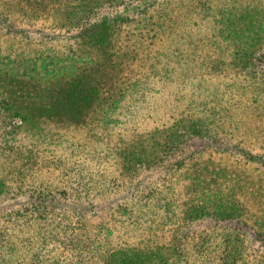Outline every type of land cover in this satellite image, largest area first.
Here are the masks:
<instances>
[{
	"label": "trees",
	"instance_id": "obj_1",
	"mask_svg": "<svg viewBox=\"0 0 264 264\" xmlns=\"http://www.w3.org/2000/svg\"><path fill=\"white\" fill-rule=\"evenodd\" d=\"M219 1L223 8L213 0H198L199 8L179 0H0V37L27 35L21 21L45 22L52 34L42 37H66L49 51L22 40L4 51L0 39V212L8 222L0 264H43L73 227L95 229L99 264H193L208 249L216 254L209 264H264V175L253 179L239 165L260 172L264 153L231 137L241 126L264 134V0ZM190 20L209 30L195 34ZM161 37L164 52L152 61L147 52ZM182 44L195 60L200 45L217 56L201 61L205 72L193 82L172 77ZM180 84L193 86L184 92ZM158 85L170 89L167 123L126 131ZM100 145L116 171L111 192L104 203H82L92 189L78 193L72 159L99 155ZM171 164L185 169L178 211L145 233L119 235L138 226L125 224L133 210L117 195L137 193L140 179ZM207 223L212 231L195 242Z\"/></svg>",
	"mask_w": 264,
	"mask_h": 264
},
{
	"label": "rangeland",
	"instance_id": "obj_2",
	"mask_svg": "<svg viewBox=\"0 0 264 264\" xmlns=\"http://www.w3.org/2000/svg\"><path fill=\"white\" fill-rule=\"evenodd\" d=\"M184 2L186 5L190 7H196L199 8V6L196 5V2L198 0L189 1V0H179ZM228 3V5H231V0H224V2ZM242 2H248V0H240ZM215 7L223 8V2L221 3L219 0H213L212 2ZM211 3V4H212ZM199 16H197L198 18ZM149 18V17H148ZM145 17H142L141 20L148 19ZM194 22L198 23V26L194 27ZM30 22L27 21H21L19 22V28L22 30H27V35L25 33L20 36H16V38L10 39V37L2 36L0 39L1 41V47L4 48V51L8 49V46L17 47V41H21V44H26L28 49L32 47H37L38 49H45L49 51V49H61L63 46L66 45V37L65 36H58L59 34H55V38L59 37L60 41L57 42L56 39H50L47 37V35H51L52 31L48 28V26L45 24V22H35L32 24H29ZM210 25L206 24V21L203 22V24H200L197 22V20H193L186 24L187 28H193L195 29V34H198L201 32V34H204L206 31L209 30ZM35 31H41L39 33H36ZM42 33H47L46 37H42ZM2 34V31L0 30V36ZM20 35V34H19ZM195 40V39H194ZM136 40H129V44H133ZM164 39L161 37L157 41V46L151 47L150 50L147 52V55L151 53L150 56H152L150 59L154 61L155 56L158 52L162 51L164 52V44L162 43ZM143 42H147V38L143 39ZM180 49L183 51L181 55V59L179 61L178 57H174V65L176 67L172 68L175 69L173 72L172 77L176 78L177 80H180L185 77L188 78L191 82H193L192 77L194 75H198L199 73H203L205 71L201 65V61L206 60V58L213 55V49L210 47H205L208 49L211 53L203 51V45L198 46L195 51L198 53L197 60L193 59L196 56L188 55L187 52L192 53L194 52L192 50H189L186 44H182L179 46ZM11 51V50H10ZM187 53V54H184ZM213 57H217L213 55ZM201 70V71H199ZM189 74H191L189 76ZM180 89L182 86L185 87L183 90H191L193 85H178ZM182 90V89H181ZM169 88H163L162 85H158L155 87V93L154 95L151 94V96L148 97V100L145 104H142L140 107L141 113L137 114L134 121L133 117L130 123V120H125L126 124L123 126L126 128V131L131 130V126H139L141 129H150V128H156L164 123H167V119L171 115V110H169V107L166 102L167 95L169 93ZM188 91V92H189ZM223 92V88H220V93ZM229 92L226 94L228 95ZM170 99V98H169ZM173 115V114H172ZM263 130L257 129V132L253 133L252 135H247V129L245 126H241L240 132H236L231 137H234L232 140V144H240L242 147L248 148L253 153H264V134L262 132ZM23 143H27V141H23ZM101 149L99 150V155L94 153L90 156L89 154L86 157L78 158L77 160L72 159L73 163V170L74 174H71L69 177H72V183H74V187L78 188L79 194L85 193V190L92 189L91 195L89 198L84 199L82 203H93L95 204L97 201L104 203L105 200H107L109 193L111 190H107L109 186H111L110 182L113 181V178L115 177L116 171L114 168L113 161L110 157H107L106 154H104L103 150H106V148H102V145H100ZM241 164L242 167H245L247 171H252V178L254 179L255 176L259 174L264 175V170L261 169L260 172H257L259 170H255V165L247 166L246 163L241 161L239 165ZM185 169L179 170L174 165L166 166L159 172H152L147 177L144 176L142 179H140V188L138 189L137 193L131 194V195H123L119 194L117 195L118 198L124 199V204L127 205L131 210H133V213L129 215L132 220L126 221L125 224L127 226H131L132 223H136L138 226V230H134V228H120L119 235L121 236H128L131 234V236H135L136 233L142 234L145 233L144 230H151V224L159 225L161 222L164 224L165 219L169 215L173 214L174 212H177L182 198H184V185H185ZM115 187H117V184H115ZM107 193V194H105ZM149 196V199L147 198ZM111 200V199H108ZM143 201V203H142ZM83 215L84 217H88L87 219L92 220L94 218H91L94 214L93 208L90 204H83ZM71 209V206L69 207ZM86 209H90L87 210ZM95 210V209H94ZM86 211V212H85ZM93 212V213H92ZM142 213L140 216L141 222L139 221V217L137 218V213ZM88 214V215H87ZM7 214H4L0 212V229L6 227L5 225L8 224L5 219ZM123 219L126 220V217ZM137 219V220H136ZM80 221V220H79ZM137 221V222H136ZM78 222L76 223V225ZM121 226V225H120ZM212 226L207 223L203 225L198 231L199 234L196 236V240L200 241V234L205 231H212L210 228ZM74 230H70L67 232V234H64L62 236L61 243L53 244L49 246L47 249L45 256H43V264H99V257L96 259V246L99 242V238L96 237V234L94 232L95 229L88 228L86 230H81L78 232V229L76 227H73ZM252 232H246L247 238L251 241L252 245H254L255 248H260L259 243L252 240ZM1 234V231H0ZM1 240V236H0ZM64 241V245L62 242ZM78 248H81V250H78ZM262 249V248H261ZM260 249V250H261ZM263 250V249H262ZM216 257V254L211 249H208L207 253H203L202 256L198 255L194 258L195 262L193 264H209L211 259ZM83 261L84 263H82Z\"/></svg>",
	"mask_w": 264,
	"mask_h": 264
}]
</instances>
